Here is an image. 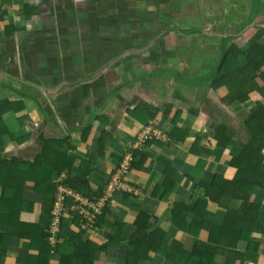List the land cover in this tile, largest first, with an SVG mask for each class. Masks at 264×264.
I'll list each match as a JSON object with an SVG mask.
<instances>
[{
    "label": "crops",
    "instance_id": "obj_1",
    "mask_svg": "<svg viewBox=\"0 0 264 264\" xmlns=\"http://www.w3.org/2000/svg\"><path fill=\"white\" fill-rule=\"evenodd\" d=\"M25 5L37 10L27 17ZM181 24L188 29L179 28ZM253 24L264 26V0H0V164L5 177L0 178V195L5 185L16 193L21 189L23 200L35 204L52 196L35 189L30 175L36 169L31 165L28 176L13 178L15 169L20 176L21 161L34 163L52 140L60 141L57 156L70 167L59 176L53 171L51 180L88 170L89 189L81 192L85 195L103 193L130 154L134 164L122 178L133 191H116L104 207L103 223L82 234L83 240L106 242L92 264H125L126 241L140 210L152 216L149 222L163 236L162 245L137 264H185L183 252L208 243L210 225H221L226 209H236L241 202L229 196L214 202L199 184H210L216 174L234 176L229 162L247 137L244 119L255 102L264 103V94L253 90L246 101L225 104V88L212 87L203 77L219 58L215 53H221V35H237L234 43L244 47L243 31ZM154 25L166 34L152 38ZM83 27L90 33L68 35ZM101 27L107 28L99 33ZM183 31L198 36L184 39L178 35ZM239 63L244 65L245 59L239 57ZM256 82L261 87L264 77ZM141 103L155 115L146 123L129 112ZM217 123L234 133L224 148L216 145ZM148 126L158 130L161 139L147 138L152 141L139 164V156L132 155L142 146L134 143ZM173 127L180 131L171 139ZM54 143L48 144V156L55 153ZM165 163L173 168L167 191L162 186ZM252 197L264 214V189L256 186ZM182 201H189L188 212L176 217L182 223L177 226L169 211ZM39 222L37 205L0 217V231L7 226L18 231L6 239L4 264H24L29 254L37 253L30 248L35 233L21 224ZM69 227L77 231L75 225ZM249 236L258 242L256 251L246 250L247 241L242 240L217 255V263L240 264L236 252H242V264H264V236L257 231ZM49 255L48 263L58 264L55 250Z\"/></svg>",
    "mask_w": 264,
    "mask_h": 264
},
{
    "label": "trees",
    "instance_id": "obj_2",
    "mask_svg": "<svg viewBox=\"0 0 264 264\" xmlns=\"http://www.w3.org/2000/svg\"><path fill=\"white\" fill-rule=\"evenodd\" d=\"M24 7L28 11L27 17L37 10V8H31L27 5ZM243 35L247 40V44L244 47H238L234 43L237 35H228L226 37L223 54L221 55L220 53L212 69L203 77L205 80L210 81V86H222L225 88L226 92L221 98V101L225 104L244 102L249 98V93L253 90H258L261 94H264V84L259 87L256 82L257 78L264 77V26L253 24L243 31ZM239 57L245 59L244 65L239 63ZM203 78L199 80H203ZM6 102L14 104L8 100L3 101V103ZM0 110H3V108L1 107ZM129 112L143 123H146L147 120L155 116L151 112L150 107L145 103H141ZM243 129L247 133V137L245 140L239 141L238 148L240 151L229 162L231 166L235 167L234 176L231 179H227L216 174L210 184H199L202 187L200 191L208 196L210 200L218 203L222 196H229L239 199L241 201L240 205L236 209H226L221 225H210L208 243H197L194 249L188 253L183 252L179 248L186 256L185 264H220L217 263V255H221L228 247L235 248L242 240L247 241L246 250H257L258 242L249 236L250 231H257L264 236V214L259 211V204L254 202L252 197L253 189L256 186L264 189V155L262 152L264 148V103L257 101L250 108L249 113L244 119ZM214 130L216 145L222 148L226 147L234 136L233 131L223 123H217ZM177 131L180 130L177 127H173L168 136L173 139ZM105 133L102 132L99 138L100 142H102ZM186 135L187 133L184 132L181 138ZM151 141L150 139H145L141 145L142 147L134 151L132 156L133 158L136 155L139 156V164L145 160L146 152L143 150ZM51 142H55V153L52 154L50 152L51 156H48V144ZM58 145H60L59 140L49 141L44 146L41 155L36 157L34 163L21 161L19 165V177H17L18 173H16V169L13 170V178H20L22 180V178L28 176L26 173L29 165L35 168L36 170L30 175V178L34 181L35 189L51 193L52 196L50 198L44 199L39 204H35L23 200L21 189H18L16 193L14 188L5 185L0 195V217L3 216L5 219L10 218L12 213L15 216L21 210H32L35 205L40 208L41 222L35 225L21 224L23 227H27L28 231L35 233L34 237H30V248L37 249L36 254L28 255L24 264H49L48 259L51 246L48 241V226L57 186L62 184L79 192L89 189L86 177L89 172L88 170L77 177L66 176L57 179L56 182L51 180L53 171H56V176H59V172L64 170V168L70 167V163L62 155L57 156ZM132 162L131 160L130 166L134 164ZM22 166L26 168L25 172H23ZM3 167V163H1L0 178H5L3 177L4 172H2ZM172 171L173 168L168 163H165L164 180L162 182L165 191L169 190L172 184L170 179ZM1 183L4 184V181ZM101 193L95 194L99 196ZM188 202L174 203L169 211L177 226H180L179 223L181 222L178 221V223L176 217L187 214ZM104 211L105 208L96 216L95 227L103 223ZM151 217L145 211L140 210L138 212L135 218L136 228L126 241L128 243V252L125 264H137L140 259L148 257L149 251L156 249L157 245H162L160 241L163 233L160 228H156L153 223L149 222ZM78 219V217L69 214H63L60 218V227L56 233L57 241L53 248L59 258L58 264H92L95 252L104 249L106 242L98 245L91 240L82 239V234L86 229L80 227ZM69 223L75 225L77 231L72 230L69 227ZM91 230L88 229V231ZM13 233L18 234V231H13L8 226L4 231H0V264H4L6 239ZM107 240L112 241V237L107 236ZM121 240L119 239V241ZM236 255L240 258V264H242V252H236ZM168 256L172 257L171 254Z\"/></svg>",
    "mask_w": 264,
    "mask_h": 264
},
{
    "label": "built area",
    "instance_id": "obj_3",
    "mask_svg": "<svg viewBox=\"0 0 264 264\" xmlns=\"http://www.w3.org/2000/svg\"><path fill=\"white\" fill-rule=\"evenodd\" d=\"M160 132L154 128L147 127L138 134L139 144L145 139L156 137L159 138ZM131 155L125 156L120 162L117 170L111 176L105 185L104 192L99 195H85L72 188L58 185L55 192V199L53 208L51 210V218L48 226V241L53 253L54 245L57 241L56 233L60 227V218L63 214H69L78 217L80 227L88 230L95 228L94 222L96 216L99 215L103 208L106 206L108 200L113 196L116 191L127 190L133 191V188L123 180V175L130 167Z\"/></svg>",
    "mask_w": 264,
    "mask_h": 264
},
{
    "label": "rangeland",
    "instance_id": "obj_4",
    "mask_svg": "<svg viewBox=\"0 0 264 264\" xmlns=\"http://www.w3.org/2000/svg\"><path fill=\"white\" fill-rule=\"evenodd\" d=\"M189 2H190V0H189ZM182 15H183V14H182ZM182 15H181L180 17H182ZM142 16L144 17V15H142ZM86 18H88V17H86ZM148 20H149V19H148ZM150 22H152V21L150 20ZM97 23H98V22H97ZM97 23L94 24L93 26L97 25ZM154 23H155V22H154ZM103 24H105V23H103ZM197 24H198V23H197ZM99 25H100V24H99ZM201 25H203L202 21H201ZM154 26H156V29H155V28L153 29V32H152L153 37H152V38H154V37H155V38H158L159 34H163V33L166 34V32L164 31V29L161 30L160 33H159L158 31H156V30L158 29V27H157L158 25H154ZM173 26H174V25H173ZM171 27H172V25H171ZM178 27H179V28H181V27H183V28L186 27L185 29H188V28H187V27H188V24H185L184 26L181 24V25H179ZM83 28H84V27H83ZM106 28H107V27H106ZM106 28L101 27V28L99 29L98 32L100 33V32H102V31H104V29H106ZM141 28H143V26H142ZM97 30H98V29H97ZM112 30H116V28H115V29H112ZM206 31L209 32V30H206ZM78 32L81 33V34L84 33V35H86V32H89V31H87L85 28H84V29H82V28L80 29V28H79L78 30H72V31H69V32H68V33H69L68 35H73V34H74V35H77ZM107 32H110V31H107ZM89 33H90V32H89ZM153 33H155V35H154ZM21 35L23 36L22 33H21ZM84 35H81V36L83 37ZM178 35H179V37L181 36V37H183L184 39H188L187 37H191V35H192V36H193V35L198 36L197 33L192 32V31H189V32H187V33L180 32V34H178ZM178 35H177V36H178ZM150 36H151V35H150ZM160 36H161V35H160ZM71 37H72V36H71ZM21 38H23V37H21ZM155 38H154V39H155ZM15 39L18 40V39H19L18 36H16ZM69 39H70V38H69ZM152 42H153V41H152ZM71 43L74 44V43H76V42H74V41L71 40ZM74 45H75V44H74ZM180 53H182V51H181ZM219 54H220V53H219ZM219 54H216V53H215V58H218V55H219ZM159 138L161 139V137H159ZM139 141H140V140H139V137H137V139H136L134 145H137V144L139 143ZM142 143H143V142H142ZM141 145H142V144H139V146H141ZM137 146H138V145H137ZM127 154H128V153H127ZM129 155H130V154H129Z\"/></svg>",
    "mask_w": 264,
    "mask_h": 264
},
{
    "label": "water",
    "instance_id": "obj_5",
    "mask_svg": "<svg viewBox=\"0 0 264 264\" xmlns=\"http://www.w3.org/2000/svg\"><path fill=\"white\" fill-rule=\"evenodd\" d=\"M227 35H230L228 33H224L221 35V43H220V47H221V55L223 54L224 52V42H225V38Z\"/></svg>",
    "mask_w": 264,
    "mask_h": 264
},
{
    "label": "flooded vegetation",
    "instance_id": "obj_6",
    "mask_svg": "<svg viewBox=\"0 0 264 264\" xmlns=\"http://www.w3.org/2000/svg\"><path fill=\"white\" fill-rule=\"evenodd\" d=\"M183 32H185V31H183ZM218 56H220V54Z\"/></svg>",
    "mask_w": 264,
    "mask_h": 264
},
{
    "label": "clouds",
    "instance_id": "obj_7",
    "mask_svg": "<svg viewBox=\"0 0 264 264\" xmlns=\"http://www.w3.org/2000/svg\"><path fill=\"white\" fill-rule=\"evenodd\" d=\"M101 194H102V193H101ZM101 194H100V195H101Z\"/></svg>",
    "mask_w": 264,
    "mask_h": 264
}]
</instances>
